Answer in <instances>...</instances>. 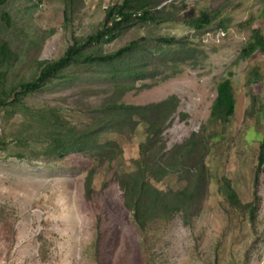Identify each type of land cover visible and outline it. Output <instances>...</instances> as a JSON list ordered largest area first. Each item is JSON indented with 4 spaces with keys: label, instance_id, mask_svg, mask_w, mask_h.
I'll use <instances>...</instances> for the list:
<instances>
[{
    "label": "rangeland",
    "instance_id": "rangeland-1",
    "mask_svg": "<svg viewBox=\"0 0 264 264\" xmlns=\"http://www.w3.org/2000/svg\"><path fill=\"white\" fill-rule=\"evenodd\" d=\"M120 1L83 0L72 24L64 27L62 0H10L5 35L15 57L5 81L34 77L42 62L58 59L74 39L81 41L97 30L105 10ZM154 1L165 11L176 10L175 17L128 27L84 52L106 54L133 40L145 42L146 50L131 56L142 55L134 64L141 61L147 69L120 78L126 87L118 99L146 104L175 95L178 107L163 131L167 148L201 129L217 82L231 78L236 110L225 141L210 155L211 180L200 213L188 225L174 216L166 229L149 236L145 247L115 179L119 165L137 156V134H104L121 144L123 159L111 167L97 165L88 198L85 178L98 161L78 151H47L53 124L90 122L91 105L106 97L98 89L112 80L107 66L74 63L63 77L25 98L30 109L7 116L0 112V264H264V172L254 184L258 144L247 140L244 131L257 119L250 108L252 96L264 97V52L240 55L252 29L264 35V0ZM201 12L211 18L195 30L189 23ZM162 37L172 43L183 39L186 52L173 51L159 41ZM258 117L256 127L262 130L263 112ZM223 176L243 203L251 202L253 188L257 190L254 228L245 217L228 215L231 208L217 189ZM177 182L169 178L166 185Z\"/></svg>",
    "mask_w": 264,
    "mask_h": 264
},
{
    "label": "trees",
    "instance_id": "trees-1",
    "mask_svg": "<svg viewBox=\"0 0 264 264\" xmlns=\"http://www.w3.org/2000/svg\"><path fill=\"white\" fill-rule=\"evenodd\" d=\"M9 1L0 0V112L7 116L30 109L26 106L25 98L29 94L42 91L55 77H63L64 71L74 63L89 67L107 66V73L112 80L107 88L98 89L106 97L95 107L91 105L94 108L91 121L77 125L53 124L54 129L59 128L56 132L53 129V134L48 138L47 151L55 155L78 151L90 157L94 163L98 161L85 178V194L88 198L92 193L97 165L111 167L113 163H119L123 159L121 144L113 138L104 137V134L120 133L128 137L137 134V156L126 165L127 168L124 163L119 165L115 171V179L123 204L131 212L142 234L143 245H148L150 235L155 237L160 229H166L174 216L180 215L184 223L191 224L200 213L208 194L212 170L209 164L210 155L218 144L225 141L236 110L231 78L223 77L217 82L209 117L201 129L192 132L181 143L167 148L163 131L178 107V98L170 95L146 104H128L118 99L126 87L120 78L140 75L147 69L140 65L141 61L138 66L134 64L133 59L142 55L131 56L146 50L145 42L142 45L133 40L106 54L93 55L84 52L92 43L110 42L128 27L139 26L147 20H172L176 10L165 11L164 6L159 8L154 0H121L105 10L97 30L81 41L74 39L58 59L42 62L34 77L8 82L5 81L8 68L15 57L10 39L5 35L11 22ZM62 2L64 27H67L72 24L83 0ZM210 18L211 15L201 12L190 20L189 26L195 30L203 29ZM159 39L175 52H186L183 39L177 43L169 42L165 37ZM257 50L264 52V35L258 29H252L240 55L246 58ZM250 108L256 110L257 119L253 117L254 121L249 122L244 131L247 140L258 144L253 174V183L256 184L258 175L264 172V127L262 130L256 127L260 120L258 113L263 112L264 116V97L252 96ZM169 178L177 180L178 185H166ZM217 189L231 208L232 212L228 215L231 218L245 217L254 228L255 209L259 201L257 190L253 188L251 202L243 203L230 179L225 176L221 177ZM235 209L238 211H234Z\"/></svg>",
    "mask_w": 264,
    "mask_h": 264
}]
</instances>
